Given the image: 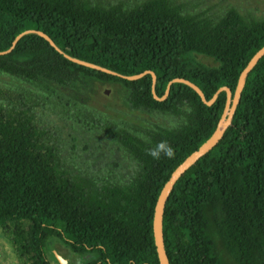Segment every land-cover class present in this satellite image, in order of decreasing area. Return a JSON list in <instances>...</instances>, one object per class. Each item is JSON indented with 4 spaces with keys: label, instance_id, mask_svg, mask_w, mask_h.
Segmentation results:
<instances>
[{
    "label": "trees",
    "instance_id": "trees-1",
    "mask_svg": "<svg viewBox=\"0 0 264 264\" xmlns=\"http://www.w3.org/2000/svg\"><path fill=\"white\" fill-rule=\"evenodd\" d=\"M27 31L48 35L56 47L29 32L0 55V74L16 82L0 86V232L22 264H60L48 255L54 242L94 255L87 264H160L158 198L173 172L217 130L226 89L233 98L241 73L264 47V19L235 8L217 19L191 15L171 0L135 7L0 0V53ZM90 81L122 85L134 110L183 121L172 128L120 127L51 87ZM75 124L90 131L102 126L131 171L106 181L75 174L50 131ZM161 142L173 155L153 159L148 151ZM163 233L170 264H264V57L250 72L222 140L175 185Z\"/></svg>",
    "mask_w": 264,
    "mask_h": 264
},
{
    "label": "rangeland",
    "instance_id": "rangeland-1",
    "mask_svg": "<svg viewBox=\"0 0 264 264\" xmlns=\"http://www.w3.org/2000/svg\"><path fill=\"white\" fill-rule=\"evenodd\" d=\"M92 3L107 5L122 3L127 7H135L147 0H90ZM183 7L191 15H203L217 19L229 8H235L242 14L255 19H264V0H171ZM198 60L215 66L217 63L208 57L198 56ZM16 84L11 77L0 74V86ZM65 101H72L95 114V119H103L120 127L135 125L176 127L183 120L173 114L148 113L134 110L128 102V92L120 84L90 81L86 85L77 84L74 87L62 88L51 85ZM33 92H39L32 88ZM69 111H74L72 107ZM64 117L63 115L60 116ZM71 124V119H67ZM100 120H98L99 122ZM50 130L52 139L60 149L63 163L75 174L85 177L108 180L123 178L131 171V161L123 155V151L101 126L97 130H81L82 125L75 124L74 130H65L66 125H55ZM52 127V125H50ZM62 130H56V129ZM1 260L4 264H22L16 252L11 247L5 234L0 232ZM57 255L65 259L66 264H87L95 258L90 254H75L58 242H54L48 252L53 262ZM59 262V261H58Z\"/></svg>",
    "mask_w": 264,
    "mask_h": 264
},
{
    "label": "water",
    "instance_id": "water-1",
    "mask_svg": "<svg viewBox=\"0 0 264 264\" xmlns=\"http://www.w3.org/2000/svg\"><path fill=\"white\" fill-rule=\"evenodd\" d=\"M29 32H38V31H27L21 35H19L16 40L12 44V48L7 51L0 53L1 54H6L10 51H12L16 45V43L23 37V35L29 33ZM39 35H41L43 38H45L52 47H56L54 41L46 34L42 32H38ZM264 57V47L252 58V60L249 62L247 67L243 70V72L240 75L238 86L235 92V95L232 98V94L230 90H227L228 93V100H227V105L225 112L221 118V121L218 125L217 130L215 133L212 135V137L205 142L199 150L194 152L192 155H190L171 175L170 179L167 181L165 186L163 187L161 194L158 198L156 208H155V216H154V237H155V244L157 247V252L160 260V264H170L166 248H165V241H164V233H163V217H164V211L165 207L167 204V201L169 199V196L171 192L173 191L175 185L177 182L180 180L182 176L192 167L194 166L201 158H203L206 154H208L212 149H214L218 143L222 140L224 137L225 133L227 132L228 128L231 126L234 115L236 113V110L240 104L242 93L244 91V88L246 86L247 78L250 74V72L253 70V68L258 64V62ZM72 62L84 65L89 68H94L98 70H102L104 72H108L106 69L102 67H98L83 61H79L76 59H71ZM141 77V75L136 76V77H131L128 78L130 80L132 79H137ZM153 81H155V76L153 75ZM187 84L190 85V83L187 82ZM194 87V86H193ZM198 93L201 95L203 101L205 102V98L202 94V92L194 87ZM211 104V103H209ZM57 259L60 264H66V261L64 258L61 256L57 255Z\"/></svg>",
    "mask_w": 264,
    "mask_h": 264
},
{
    "label": "clouds",
    "instance_id": "clouds-1",
    "mask_svg": "<svg viewBox=\"0 0 264 264\" xmlns=\"http://www.w3.org/2000/svg\"><path fill=\"white\" fill-rule=\"evenodd\" d=\"M162 153L166 157H172L173 155L172 148L168 146L166 142H161L148 151V155L153 159H159Z\"/></svg>",
    "mask_w": 264,
    "mask_h": 264
}]
</instances>
